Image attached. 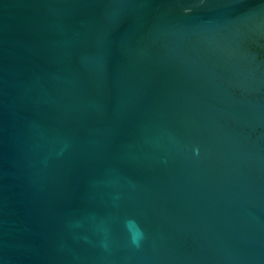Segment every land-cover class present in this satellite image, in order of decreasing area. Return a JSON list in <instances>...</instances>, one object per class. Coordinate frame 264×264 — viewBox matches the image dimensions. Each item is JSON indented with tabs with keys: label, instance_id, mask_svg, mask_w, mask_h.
I'll return each mask as SVG.
<instances>
[{
	"label": "water",
	"instance_id": "1",
	"mask_svg": "<svg viewBox=\"0 0 264 264\" xmlns=\"http://www.w3.org/2000/svg\"><path fill=\"white\" fill-rule=\"evenodd\" d=\"M0 264H264V0H0Z\"/></svg>",
	"mask_w": 264,
	"mask_h": 264
},
{
	"label": "clouds",
	"instance_id": "2",
	"mask_svg": "<svg viewBox=\"0 0 264 264\" xmlns=\"http://www.w3.org/2000/svg\"><path fill=\"white\" fill-rule=\"evenodd\" d=\"M125 227L127 228L132 243L138 245L139 239L142 237V229H140L139 225L132 220L126 221L125 222Z\"/></svg>",
	"mask_w": 264,
	"mask_h": 264
}]
</instances>
